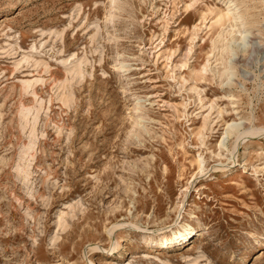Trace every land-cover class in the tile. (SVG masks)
I'll return each mask as SVG.
<instances>
[{
    "label": "rangeland",
    "instance_id": "obj_1",
    "mask_svg": "<svg viewBox=\"0 0 264 264\" xmlns=\"http://www.w3.org/2000/svg\"><path fill=\"white\" fill-rule=\"evenodd\" d=\"M220 7L0 0V264H264V135L219 148L226 122L264 129V29L232 59L238 91L217 42ZM261 20L252 11L246 23ZM85 52L73 79L61 62ZM192 213L201 233L165 246ZM157 233L160 246H145Z\"/></svg>",
    "mask_w": 264,
    "mask_h": 264
},
{
    "label": "bare ground",
    "instance_id": "obj_2",
    "mask_svg": "<svg viewBox=\"0 0 264 264\" xmlns=\"http://www.w3.org/2000/svg\"><path fill=\"white\" fill-rule=\"evenodd\" d=\"M220 1H222L223 7H220L216 11V14H215L216 18H215L214 22L218 23L220 26H222L221 29L225 28V24L228 23V27H230L228 29L229 33L238 31L242 27V25L240 23L236 22L233 19V17L231 16V14L228 12V10L224 7V0H220ZM249 37H250V35H249ZM217 42H221V41L218 40ZM247 42L249 44V47H252V46L256 45L254 43V41L252 40V38H250ZM213 45H214V48L217 47L215 45V43ZM220 48L222 50H224V45L222 44ZM235 62H238V61H235ZM76 67H77L78 71H81V69H79V65H76ZM32 85H33V82H31L29 80H23L22 83H21V89L24 90V91H28L30 88H32ZM56 94H57V98L60 99L61 101H63V102L69 101L70 91L68 89V85H66V84L58 85V89H57V93ZM21 113H22L21 117H23V119H26V120H27L28 116H31V118H32L31 121L33 122V127H34V123H35V121L37 119L36 112L34 110H32V109H29V108H23ZM234 124H239L241 129H242V131H245V132L246 131H251L253 133L258 134L259 132L264 130L263 128H258V127L254 126L252 124L250 125V127L246 128L244 126V124H245L244 122H237V121H234V120L231 121V122H226V126H225V129H224V132H223V136L221 137V140L219 141V148L221 149V152L224 151V150L225 151L229 150V148H228V140H229L228 138L229 137L235 136V135H239L242 132V131L239 132V134H233L232 132H230V128ZM236 149H235V151H236ZM28 154H29V151H28ZM196 157H198V156H196ZM199 157L200 158H198L196 160L197 161L198 170L200 171L201 162H203V166H204V170H205V166H206L205 158L202 157V154H199ZM263 169H264V166H263ZM61 218H62L61 215H59L58 223L61 222ZM178 222H179V225H185V224L190 225L192 230L188 231L186 234H183V233H180L178 231V225H176L174 228L170 229V232L168 234H172V235L167 237V239H166V236L162 235L161 233L152 234V235L148 234V235H144L143 236V243L145 244V246H147V247H149L151 249H152L153 246H160V243L163 242L164 239L167 240L166 243H165V246H167V244H170V245H172V244H180V243L183 242V240H185L187 238L195 239L196 238L195 235H198L202 231V229L199 228V227L202 226V223L198 220V217L194 213H192L190 216H186V217L184 216L183 219H181ZM198 230H200L199 233H198ZM156 236H158V237H156ZM119 246H120V241L117 242L116 246L112 245V248H111V250L109 252H111L112 249L118 248Z\"/></svg>",
    "mask_w": 264,
    "mask_h": 264
},
{
    "label": "clouds",
    "instance_id": "obj_3",
    "mask_svg": "<svg viewBox=\"0 0 264 264\" xmlns=\"http://www.w3.org/2000/svg\"><path fill=\"white\" fill-rule=\"evenodd\" d=\"M224 7L236 22L243 25L238 31L231 33H229L228 29L223 28L217 36V39L224 45V56L228 63L227 82L229 85H234L238 91L243 92L245 85L243 79L237 73V67L232 64V59L237 55V52L247 54V49L249 48L247 38L252 34L253 30L264 29V20L252 27L246 23L249 13L252 11L264 15V0H224ZM241 131L239 124H234L230 128V132L233 134H239Z\"/></svg>",
    "mask_w": 264,
    "mask_h": 264
},
{
    "label": "snow or ice",
    "instance_id": "obj_4",
    "mask_svg": "<svg viewBox=\"0 0 264 264\" xmlns=\"http://www.w3.org/2000/svg\"><path fill=\"white\" fill-rule=\"evenodd\" d=\"M77 8H79V5H77ZM43 47V45H41V48ZM36 48H35V45L32 46V51H35ZM86 52L83 53L80 57H77L75 54H72V55H69L68 56V60L67 61H62L61 63L64 64L65 68L70 70L68 72V75H70L71 77H73V79H75L77 76L79 77V79H83V71H78L77 70V67H76V63H77V60H79V69H83L84 65L87 63V59H86ZM101 56H102V53H101ZM23 63V61H22ZM45 68L47 70V66L45 65ZM72 81L69 80V79H65L62 83L63 84H69L71 83ZM36 83H41V81H36ZM42 103V102H41ZM256 133H253L251 131H242L238 137H237V140L242 142L244 139H247L248 137L252 136V135H255ZM260 134H264V130L261 131ZM34 148V144L30 143L28 145V151L31 152ZM206 173H205V170H204V166H203V162H201V165H200V172H199V175L200 176H204ZM27 175H25V179L27 180ZM196 177L194 176L193 177V180H195ZM190 184L192 183V181L189 182ZM188 189H182V192H187ZM181 213H178V216L180 215ZM177 225H178V231L180 233H183V234H186L188 231H191L192 228L190 225H179V222H176ZM134 227V226H133Z\"/></svg>",
    "mask_w": 264,
    "mask_h": 264
}]
</instances>
